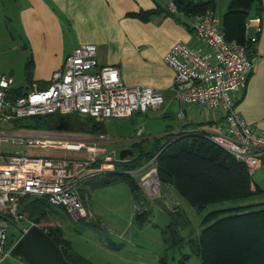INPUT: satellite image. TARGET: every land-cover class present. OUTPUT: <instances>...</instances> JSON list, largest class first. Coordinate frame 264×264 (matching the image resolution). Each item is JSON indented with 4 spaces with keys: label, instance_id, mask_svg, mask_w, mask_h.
Returning a JSON list of instances; mask_svg holds the SVG:
<instances>
[{
    "label": "built area",
    "instance_id": "obj_1",
    "mask_svg": "<svg viewBox=\"0 0 264 264\" xmlns=\"http://www.w3.org/2000/svg\"><path fill=\"white\" fill-rule=\"evenodd\" d=\"M168 9L176 12L174 0ZM192 29L196 38L207 48L201 55L185 44L172 45L163 56L164 63L174 73L172 90L175 99L184 104H195L210 111L221 110L224 118V133H206L205 137L217 144L248 170L260 165L264 155V135L254 132L235 109L233 93H238L253 71L255 61L247 47L235 40H226L217 27L210 11L193 15ZM259 15L250 16L244 24L247 42L255 43L262 30ZM250 27L256 35L248 38ZM13 78L0 74V218L22 224L26 230L34 224L21 208L26 197L41 198L51 207L62 209L70 215L87 218V196H81L80 184L104 172L103 165L94 167L96 148L86 146L85 140L49 138L45 130H33L14 125V121L35 116H66L79 114L96 122L114 118H127L136 113L159 109L163 96L158 89L148 86H126L117 68L98 67L96 46L82 44L75 47L56 71L46 88L31 86L26 94L11 99L9 91ZM183 114L181 113L180 116ZM185 130L182 134H198ZM180 133V134H181ZM99 141L105 142L103 134ZM28 149L64 150L87 156H40ZM156 157V156H155ZM125 161V160H124ZM154 163V159L152 161ZM144 168L131 172L140 176V181L152 180L157 197L162 193L156 167L147 176ZM144 197L150 198L146 191ZM155 196V197H156ZM135 213L145 209V200L135 201ZM6 229L0 226V264L7 243Z\"/></svg>",
    "mask_w": 264,
    "mask_h": 264
},
{
    "label": "crops",
    "instance_id": "obj_2",
    "mask_svg": "<svg viewBox=\"0 0 264 264\" xmlns=\"http://www.w3.org/2000/svg\"><path fill=\"white\" fill-rule=\"evenodd\" d=\"M169 1L0 0V12L3 15L2 19L5 20L9 16L10 20L15 19L18 24L17 37L25 60L26 82V64L30 62V84L27 82L28 86H36L41 89L48 87L53 74L61 68L64 60L75 47L82 44H94L99 68L107 66L117 68L120 78L126 86H148L158 89L163 96V104L158 109L161 110L166 98L175 100L172 90L174 73L163 61V56L168 49L176 43H182L201 55H205L209 51L194 34L193 16L180 10L169 11ZM189 1L195 4L212 2V11L208 9L206 12H211L218 29L222 31V18L231 0ZM140 11H153V13L146 21L130 16L131 13ZM260 17L262 21L261 33L257 41L249 46V55L255 61L254 69L249 74L245 86L238 93H233L232 98L235 101L236 111L248 126L254 132L264 135V0H262ZM255 35V29L250 27L247 37L251 38ZM12 88L23 87L16 86L13 79ZM142 114L146 115V113H136L127 118L110 119L106 123L123 119L132 121L133 118L135 120V116ZM180 117H184V115ZM57 120L56 122H59V119ZM106 123H103V135L107 141ZM182 129L223 134L225 131L223 112L221 110L213 112L204 106L189 104V122L185 123ZM144 132V122H140L139 126L128 132L127 138H121L119 141L134 140L133 143H137L135 140ZM180 132V130L165 129L159 137L176 136ZM46 134L53 139L81 141L84 138L82 135L72 134L71 131L63 129H53ZM159 137L156 136L154 139ZM263 168L264 155L260 157V165L249 170L250 175L255 176V180H251V190H254L255 186L264 189ZM92 184L93 182L91 183L90 180L85 182L80 191L83 197L87 195L88 191L97 188ZM133 201L135 202L134 199ZM250 204H264V201L256 202L254 200ZM85 205L90 215L88 217H92V219L85 218V220L88 219L85 223L98 226L99 218L92 213L87 203ZM62 232L64 239L70 242L73 251L93 264L140 263H132L127 258L124 260V254L134 253L135 247H137L136 249L140 248L137 244L132 243V245L125 246L119 243L116 245L107 240L102 245V256L98 258L100 254L94 247L83 248L76 244L75 240L67 238L63 230ZM133 245L134 248L131 247Z\"/></svg>",
    "mask_w": 264,
    "mask_h": 264
},
{
    "label": "trees",
    "instance_id": "obj_3",
    "mask_svg": "<svg viewBox=\"0 0 264 264\" xmlns=\"http://www.w3.org/2000/svg\"><path fill=\"white\" fill-rule=\"evenodd\" d=\"M174 4L176 10L191 16L202 15L206 10L213 9L212 2L195 4L189 0H174ZM261 10L262 0H231L221 23L226 40H235L245 45L249 52L251 43L245 38L244 24L248 17L260 16ZM152 13L153 11H140L131 13L130 16L146 21ZM29 67L30 62H27L28 84H30ZM29 87L30 85L26 88H11L9 97L13 99L23 96ZM60 117L69 123L70 130L104 134L103 123L96 122L90 117H82L88 124L85 128L78 123H73L68 116L54 117V115L20 119L14 121V125L33 130H53L59 123L56 120ZM205 135V132L200 131L198 134L181 133L172 137L164 136L154 139V150L145 155L154 158L157 177L162 188H172L197 212H201L209 205L248 200L264 192V189L257 186L251 190V175L246 166L208 140ZM120 164L123 169L133 168V165L128 162ZM99 176L100 179H98ZM92 180H95L92 185L97 188L124 183L135 201L146 198L142 196L139 182L122 170L106 171L102 173V176L100 174L91 178V183ZM157 200V204L165 209L170 217L168 225L160 229L164 247L170 250L187 246L189 249L188 254L181 255L178 264H185L191 255L198 258L199 264H264V207H259L262 204H247L211 211L202 218L199 231L193 232L182 210L167 209L161 204L159 198ZM21 206L30 220L55 241L68 262L93 264L73 251L70 242L64 239L59 227L46 222L41 223L47 209H51L45 200L26 197L21 200ZM150 214L151 210L145 208L141 213H135V220L142 225L148 220ZM45 226H48L49 230ZM185 230H187L186 235L182 234ZM158 264H166L165 258H159Z\"/></svg>",
    "mask_w": 264,
    "mask_h": 264
},
{
    "label": "rangeland",
    "instance_id": "obj_4",
    "mask_svg": "<svg viewBox=\"0 0 264 264\" xmlns=\"http://www.w3.org/2000/svg\"><path fill=\"white\" fill-rule=\"evenodd\" d=\"M3 15L0 12V74L5 73L11 75L14 79V84L16 86H21L26 88L27 82L24 73V63L25 60L22 56V49L19 45V40L17 37L18 24L14 20L2 19ZM184 117H180V114ZM57 115H54V117ZM70 118L73 123H78L83 128L88 127V124L84 122L79 114H69L66 115ZM130 120H116L105 124L107 131V141H99L98 136L100 134H89L84 131L78 132L74 130L67 129L71 131L72 134L82 135L83 141L85 140L86 146L96 148L93 155L95 157L94 167H100L103 165L104 172L122 170L128 175L131 172H138L140 168L145 169V173L142 176H147L151 170L154 169V163L152 162L154 158H149L145 155L149 151L154 150V137L162 134L165 129L168 130H180L184 132L182 127L185 123L189 122V104H184L178 100L165 99L163 108L161 110H151L146 113V115H138ZM109 121V120H108ZM31 122V121H27ZM140 122H144L145 132L142 136H138L133 141H119V139L127 138L132 128L139 126ZM53 124V123H52ZM51 131V130H45ZM180 132V133H181ZM172 137V136H171ZM133 149V157L126 161L119 160V153L125 149ZM29 153H35L40 156H87L88 152L86 149L81 150L78 153H72L70 151L64 150H36L28 149ZM130 163L133 168L123 169L122 164ZM121 166V167H120ZM264 169V168H263ZM102 176V174H101ZM101 177L99 176L98 179ZM136 181H140L141 178L138 175L132 177ZM93 179V178H92ZM97 180V179H95ZM92 180V182H95ZM251 180H255V176L251 175ZM141 187L142 196L144 191L142 190V182H139ZM80 184L79 187H83ZM259 186V185H258ZM161 195L159 197H148L145 198V208L151 210V214L148 220L139 225L135 220V202L133 201V196L126 184L124 183H114L106 187L92 189L87 193L86 203L89 209L94 215L99 218L98 226H91L86 224V219L81 218L78 215H70L63 212L62 209L57 207H51L47 209L46 215L41 219L42 222L49 223V225H55L59 229L63 230L66 237L75 240L76 244L81 245L83 248L90 249L94 247L97 253L100 254L98 258L102 256L103 249L102 245L110 240L114 244L118 245L124 244L132 245V243L140 246L138 249L135 247L134 253L124 254V260L127 258L132 263L140 262L139 264H158V260L161 257L165 258L166 264H178L181 255L188 254L189 249L187 246L181 249H166L162 242V237L160 234V229L164 228L170 222V217L168 212L160 207L157 202L158 198L161 200V204L170 210H182L185 217L190 222V228L193 232L199 231V224L202 218L209 212L215 210L230 209L238 206H245L250 204L254 200L256 202L264 201V192L255 195L253 199L250 200H239V201H228L221 204H213L207 206L201 212H197L192 208L185 200L179 197L172 188L161 187ZM259 207H264V204ZM229 213V212H228ZM90 216V215H89ZM36 218V216H35ZM91 218L92 217H88ZM85 220V221H84ZM22 224H15L9 219L3 217L0 218V226L4 227L7 232V243L4 248V257L1 264H26L21 259L12 256L9 253L12 242L14 243L20 236V226ZM47 230H49L48 226ZM187 230L182 232L186 235ZM138 253V255H136ZM113 258L112 256H110ZM113 264V263H112ZM185 264H199V260L196 256L191 255L189 260Z\"/></svg>",
    "mask_w": 264,
    "mask_h": 264
},
{
    "label": "water",
    "instance_id": "obj_5",
    "mask_svg": "<svg viewBox=\"0 0 264 264\" xmlns=\"http://www.w3.org/2000/svg\"><path fill=\"white\" fill-rule=\"evenodd\" d=\"M69 123L64 121L63 117L59 118L56 130H67ZM132 149L120 151L118 157L124 161L133 157ZM148 196L155 197L156 190L152 185V180L147 179L141 184ZM20 236L10 247L9 253L26 264H71L68 262L55 241L36 224L30 225L26 230H20Z\"/></svg>",
    "mask_w": 264,
    "mask_h": 264
}]
</instances>
